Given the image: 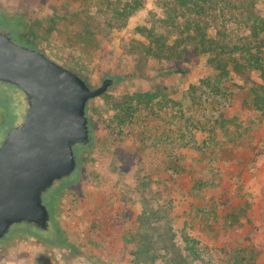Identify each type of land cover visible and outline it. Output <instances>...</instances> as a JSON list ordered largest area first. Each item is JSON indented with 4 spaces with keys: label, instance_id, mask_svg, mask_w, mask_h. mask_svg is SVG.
I'll return each instance as SVG.
<instances>
[{
    "label": "rangeland",
    "instance_id": "rangeland-1",
    "mask_svg": "<svg viewBox=\"0 0 264 264\" xmlns=\"http://www.w3.org/2000/svg\"><path fill=\"white\" fill-rule=\"evenodd\" d=\"M226 2L230 34L241 29V4L264 17V0ZM173 7L174 0H0V26L15 23L14 42L92 89L113 80L86 107L90 141L74 148L76 180L41 234L54 240L60 230L68 247L47 246L15 225L0 240V264H233L236 254L264 263V117L254 103L263 83L252 69L231 73L218 117L190 111L189 93L211 73L208 58L173 65L144 49L150 29H170L163 22ZM8 89L0 85V144L27 108L26 100L18 105L24 93ZM144 93L155 100L142 102ZM189 129L192 139L181 135ZM56 191L43 195L46 206Z\"/></svg>",
    "mask_w": 264,
    "mask_h": 264
},
{
    "label": "water",
    "instance_id": "water-1",
    "mask_svg": "<svg viewBox=\"0 0 264 264\" xmlns=\"http://www.w3.org/2000/svg\"><path fill=\"white\" fill-rule=\"evenodd\" d=\"M0 82L18 87L27 108L23 121L0 145V239L17 224L46 230L50 212L43 195L77 168L74 148L90 141L88 103L113 84L90 88L43 52L0 31Z\"/></svg>",
    "mask_w": 264,
    "mask_h": 264
},
{
    "label": "trees",
    "instance_id": "trees-1",
    "mask_svg": "<svg viewBox=\"0 0 264 264\" xmlns=\"http://www.w3.org/2000/svg\"><path fill=\"white\" fill-rule=\"evenodd\" d=\"M241 5L240 9L245 12L243 20H241V29L239 31L232 30V34L229 30L231 28L230 20L226 19L225 16V11L229 10L230 6L226 0H174L176 8H172V11L167 14V19L163 22L164 27L166 28L168 23L170 29L166 28L164 30L165 34L162 31H154L153 28L149 30V43L144 46V49L152 57L158 58L163 55L171 57V60L174 61L173 65L183 62L192 63L193 59L197 57L208 58L212 67L211 73L204 77L198 88L192 89L189 93L196 98L193 106L188 107L190 111L203 112L205 110V112L207 111L218 117L219 108L228 102V96L222 86L230 79V74H241L252 69L259 74L263 83L260 86L262 91L256 94L257 97L254 103L256 106L255 111L259 116L264 117V107L262 106L264 105V17L255 13L252 9L254 5L250 6L248 3ZM212 22L219 23V25L211 26ZM182 72L188 73L189 69L185 68ZM0 85L9 88L8 91L23 93L14 85L2 82H0ZM198 89L200 91H197ZM4 95L0 93V98L2 99ZM139 97L142 102L147 103L154 101L156 94L144 93ZM22 103H25L24 94L18 104L20 108ZM130 109L128 110L129 116L121 119L120 125L125 123L127 117L131 118L133 115ZM16 115L15 117L12 115L15 120L18 113ZM186 133L190 139L193 138L192 130H186L181 135L183 136ZM75 180L76 175L73 173L63 180L56 181L51 187H55L57 191L54 193V198H52V205H47H50V209L48 207L50 220L53 217L52 207L55 205V200H58L60 193L73 185ZM235 216L232 217L235 219ZM17 225L24 227L22 232L38 239L47 246L68 247V241L60 230H57V239L50 240L41 235L46 230H41L33 225L36 231H32V225L26 223ZM39 231L40 234H37ZM233 264L259 263L254 257L248 258L236 254Z\"/></svg>",
    "mask_w": 264,
    "mask_h": 264
},
{
    "label": "flooded vegetation",
    "instance_id": "flooded-vegetation-1",
    "mask_svg": "<svg viewBox=\"0 0 264 264\" xmlns=\"http://www.w3.org/2000/svg\"><path fill=\"white\" fill-rule=\"evenodd\" d=\"M5 23H8V24H6V25H9L10 26V30H8V31H6L5 29H3V28H1V26H0V31H3V32H6V33H8L10 36H11V38L13 39V32H15V29H17V26H15V23L13 22H9V20H3ZM3 22V23H4ZM25 96V95H24ZM26 100V99H25ZM19 125V124H18ZM8 134V133H7ZM2 143V142H1ZM1 145V144H0ZM4 239V238H3ZM0 240H2V239H0Z\"/></svg>",
    "mask_w": 264,
    "mask_h": 264
}]
</instances>
